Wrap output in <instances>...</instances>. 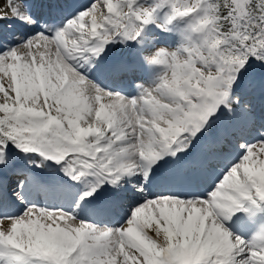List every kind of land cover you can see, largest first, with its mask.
Segmentation results:
<instances>
[{
  "label": "snow or ice",
  "instance_id": "obj_1",
  "mask_svg": "<svg viewBox=\"0 0 264 264\" xmlns=\"http://www.w3.org/2000/svg\"><path fill=\"white\" fill-rule=\"evenodd\" d=\"M0 264H264V0H3Z\"/></svg>",
  "mask_w": 264,
  "mask_h": 264
},
{
  "label": "rangeland",
  "instance_id": "obj_2",
  "mask_svg": "<svg viewBox=\"0 0 264 264\" xmlns=\"http://www.w3.org/2000/svg\"><path fill=\"white\" fill-rule=\"evenodd\" d=\"M1 6H3V0H0ZM11 183H14V181H12Z\"/></svg>",
  "mask_w": 264,
  "mask_h": 264
},
{
  "label": "bare ground",
  "instance_id": "obj_3",
  "mask_svg": "<svg viewBox=\"0 0 264 264\" xmlns=\"http://www.w3.org/2000/svg\"><path fill=\"white\" fill-rule=\"evenodd\" d=\"M0 6H1V3H0Z\"/></svg>",
  "mask_w": 264,
  "mask_h": 264
}]
</instances>
